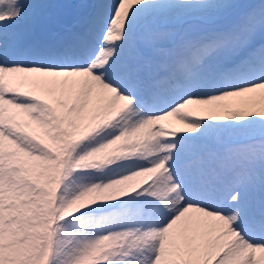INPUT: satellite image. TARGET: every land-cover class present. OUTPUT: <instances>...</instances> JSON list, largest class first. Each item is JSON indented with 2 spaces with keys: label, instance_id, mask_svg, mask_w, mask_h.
<instances>
[{
  "label": "snow or ice",
  "instance_id": "obj_1",
  "mask_svg": "<svg viewBox=\"0 0 264 264\" xmlns=\"http://www.w3.org/2000/svg\"><path fill=\"white\" fill-rule=\"evenodd\" d=\"M0 264H264V0H0Z\"/></svg>",
  "mask_w": 264,
  "mask_h": 264
},
{
  "label": "bare ground",
  "instance_id": "obj_2",
  "mask_svg": "<svg viewBox=\"0 0 264 264\" xmlns=\"http://www.w3.org/2000/svg\"><path fill=\"white\" fill-rule=\"evenodd\" d=\"M23 2H30V0H23Z\"/></svg>",
  "mask_w": 264,
  "mask_h": 264
}]
</instances>
